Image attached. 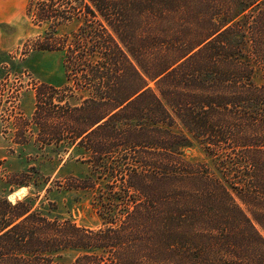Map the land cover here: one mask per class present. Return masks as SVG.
Masks as SVG:
<instances>
[{"label":"trees","instance_id":"trees-1","mask_svg":"<svg viewBox=\"0 0 264 264\" xmlns=\"http://www.w3.org/2000/svg\"><path fill=\"white\" fill-rule=\"evenodd\" d=\"M82 2L60 5L40 49L62 51L94 88L50 108L71 135L44 144L88 165L66 185L90 193L101 224L35 207L30 193L10 203L5 192L33 176L6 173L0 154V264H264V0ZM5 55L0 71L15 69ZM190 147L205 156L187 158Z\"/></svg>","mask_w":264,"mask_h":264},{"label":"rangeland","instance_id":"rangeland-1","mask_svg":"<svg viewBox=\"0 0 264 264\" xmlns=\"http://www.w3.org/2000/svg\"><path fill=\"white\" fill-rule=\"evenodd\" d=\"M63 3L66 0L37 3L34 0H0L1 8L3 5L6 8V20L0 21V51L16 62L15 69L8 64L0 71V154L5 158L6 173L25 172L33 178L41 176V180L51 178L45 187L36 188L33 178V185L26 187L27 194L35 198V207L47 211L52 201L58 205L56 214L81 225L96 227L101 220L91 207L90 193L83 189H69L66 185V176L81 174L87 171L88 165L78 161L77 156L71 158L70 153L57 154L52 151L54 145L44 144L48 139L71 135L64 116L60 119L50 117V108L58 106L63 111L65 106H80L94 88L81 74L65 69L62 51L40 49L42 44L56 38L54 26L62 19L63 13H67L66 8L60 6ZM34 4L41 10L40 17L52 19L51 25L37 21ZM79 6L82 12L85 7L82 0ZM67 25L61 26L62 33L78 27L75 22ZM46 34L48 41H42ZM123 48L128 50L124 44ZM259 77L257 81L261 80ZM95 115L92 111L90 117ZM184 153L191 160L205 156L199 147L187 148ZM52 158L55 162L50 164ZM19 189L16 187L13 192L5 193L15 195ZM258 228L264 235L262 227L258 225ZM76 256L75 252H68L60 260L72 263Z\"/></svg>","mask_w":264,"mask_h":264},{"label":"clouds","instance_id":"clouds-1","mask_svg":"<svg viewBox=\"0 0 264 264\" xmlns=\"http://www.w3.org/2000/svg\"><path fill=\"white\" fill-rule=\"evenodd\" d=\"M28 189L27 188H21L15 195L9 196V201L13 205L17 202V197L23 198L24 195H27Z\"/></svg>","mask_w":264,"mask_h":264},{"label":"crops","instance_id":"crops-1","mask_svg":"<svg viewBox=\"0 0 264 264\" xmlns=\"http://www.w3.org/2000/svg\"><path fill=\"white\" fill-rule=\"evenodd\" d=\"M5 12H6L5 5H3L2 8L0 6V21H5L6 20Z\"/></svg>","mask_w":264,"mask_h":264},{"label":"bare ground","instance_id":"bare-ground-1","mask_svg":"<svg viewBox=\"0 0 264 264\" xmlns=\"http://www.w3.org/2000/svg\"><path fill=\"white\" fill-rule=\"evenodd\" d=\"M21 188H26V187H21ZM21 188H20V189H21ZM20 189H19V190H20ZM12 195H14V193H12L11 196H12Z\"/></svg>","mask_w":264,"mask_h":264}]
</instances>
